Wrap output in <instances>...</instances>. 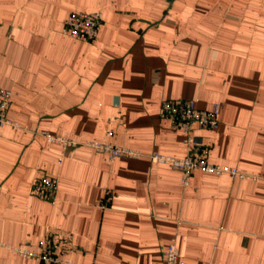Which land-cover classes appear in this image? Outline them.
<instances>
[{
    "label": "crops",
    "instance_id": "1",
    "mask_svg": "<svg viewBox=\"0 0 264 264\" xmlns=\"http://www.w3.org/2000/svg\"><path fill=\"white\" fill-rule=\"evenodd\" d=\"M96 10L94 39L63 32ZM0 87L19 124L0 127V264H55L21 253L48 242L72 264H165L173 239L181 264H264V0H0ZM179 98L220 105L218 126L193 133L243 177L196 169L183 185L152 160L188 152L160 115ZM44 174L52 199L33 191Z\"/></svg>",
    "mask_w": 264,
    "mask_h": 264
},
{
    "label": "built area",
    "instance_id": "2",
    "mask_svg": "<svg viewBox=\"0 0 264 264\" xmlns=\"http://www.w3.org/2000/svg\"><path fill=\"white\" fill-rule=\"evenodd\" d=\"M102 12L100 10L90 12H72L65 20L63 32L69 36L82 39L92 40L99 32L102 24ZM12 91L0 87V127L12 125L18 127L19 124L11 120L7 113L12 101ZM220 105L215 104L210 109H202L196 106L193 99H165L161 104L160 115L170 119L175 128L183 130L185 137L184 142L188 152L183 157H176L160 152H153L151 158L153 161L168 163L174 168L181 171L182 184L187 185L191 179L193 171L202 169L207 172L216 174L228 173L233 177H243L245 174L237 168L231 166H220L211 163L207 159V148L203 146L202 141L194 135L193 129L197 126L215 129L219 124ZM43 137L48 142L60 143L64 148L74 147L79 143L64 136H53L48 132H42ZM96 150L105 152L111 159L125 157H139L143 154L140 149L128 146H119L116 144L104 143L99 141L88 142ZM56 181L47 174L38 177L34 183L33 191L37 195L52 199L55 195ZM64 249L60 248V252ZM22 254L33 256L45 262L55 264H72L68 260L62 258L55 252V244L48 242L42 252H34L28 249L22 250ZM165 264H181L180 252L176 240L173 239L164 251Z\"/></svg>",
    "mask_w": 264,
    "mask_h": 264
}]
</instances>
